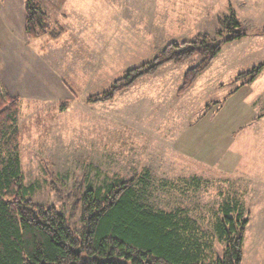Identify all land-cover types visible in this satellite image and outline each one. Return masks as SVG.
<instances>
[{
    "label": "rangeland",
    "instance_id": "rangeland-1",
    "mask_svg": "<svg viewBox=\"0 0 264 264\" xmlns=\"http://www.w3.org/2000/svg\"><path fill=\"white\" fill-rule=\"evenodd\" d=\"M234 2L85 0L73 19L40 3L49 29L60 32L53 41L26 35L24 0H0L14 32L0 42V82L19 100L29 198L55 207L78 230L87 186L132 181L140 203L185 219L211 258L223 249L214 225L229 205L233 217L247 220L241 264H264V35L225 44L181 93L198 56L163 66L112 101L87 103L167 44L217 38L220 17L234 12L247 29L264 26V0ZM259 65L251 84L236 81Z\"/></svg>",
    "mask_w": 264,
    "mask_h": 264
},
{
    "label": "trees",
    "instance_id": "trees-1",
    "mask_svg": "<svg viewBox=\"0 0 264 264\" xmlns=\"http://www.w3.org/2000/svg\"><path fill=\"white\" fill-rule=\"evenodd\" d=\"M25 33L30 39L50 30L39 0H24ZM217 38L198 34L191 42H171L151 61L124 72L105 92L87 103L112 101L137 80L154 76L163 66L200 57L187 70L180 93L188 89L230 42L249 34L264 35V26L250 30L234 12L218 18ZM263 65L240 75L251 84ZM234 92V91H233ZM232 92V93H233ZM231 93V94H232ZM209 108V106H207ZM19 100L0 82V264H241L247 220L222 207L214 233L223 244L220 255L209 257L185 219L176 213L154 212L139 202L132 181L114 180L93 189L87 186L78 199L80 228L72 229L65 215L53 206L29 198L19 158Z\"/></svg>",
    "mask_w": 264,
    "mask_h": 264
},
{
    "label": "crops",
    "instance_id": "crops-1",
    "mask_svg": "<svg viewBox=\"0 0 264 264\" xmlns=\"http://www.w3.org/2000/svg\"><path fill=\"white\" fill-rule=\"evenodd\" d=\"M42 1L43 2H41L39 0V3H45L46 2V5H49L46 8L48 13L51 12V11H54L56 9L57 10L59 9V10H63L64 11V12H61V13H63L61 15V17L67 16L66 15V13H67L73 19L75 17V15H78L79 17H80V15H82L81 14L82 12L79 11V8L81 9V5L83 6V1H85V0H42ZM86 1H87V3L90 6V3H96L98 0H86ZM234 1H235L234 4L238 5L240 7H242L241 6L242 4L245 5V3L247 1L248 2L253 1L255 3V7L259 4V0H234ZM245 6H247V5H245ZM2 8H3L2 3H0V42H5V41L10 40L13 37L14 32H13V29H12L11 25H9L6 22V20L2 18L3 17L2 13H1V9ZM78 11L80 12V14L78 13ZM75 13H77V14H75ZM92 15H94V13ZM96 16H98V14L96 15V13H95V17ZM97 18L95 20V23L97 22ZM237 18H238V16H237ZM68 29H71L70 25L68 26ZM94 31L95 32L97 31L96 26L94 27ZM65 40L66 39L62 38L60 43L63 44ZM56 61H63V60H62V58L61 59L60 58H56ZM55 68H56V66H55ZM57 70H58V68H57Z\"/></svg>",
    "mask_w": 264,
    "mask_h": 264
}]
</instances>
